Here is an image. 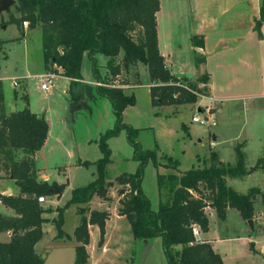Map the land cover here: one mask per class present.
<instances>
[{
	"label": "trees",
	"instance_id": "16d2710c",
	"mask_svg": "<svg viewBox=\"0 0 264 264\" xmlns=\"http://www.w3.org/2000/svg\"><path fill=\"white\" fill-rule=\"evenodd\" d=\"M263 4L264 0L256 27L264 16ZM12 7L10 22L21 26L22 21H27L28 29L39 25L43 68L52 71L59 68L63 76L71 79L70 86L81 79V58L87 53L94 79L101 83L93 86L94 105L108 100L115 117L114 125L97 138L101 156L94 162L95 178L74 188L68 202L75 204L82 216L73 238L75 264H88V226L96 224L102 234L109 216L107 210L96 209L85 216L88 208L83 205L93 196L109 200V189L115 183L123 187L118 214L127 218L135 240L147 243L160 238L168 264H224L210 242L196 238L193 228L196 226L200 232L208 230L206 207L214 209L220 221L226 219L228 208L237 210L242 218L252 217L254 196L260 193L259 189L252 187L246 194L239 193L227 184V177L241 178L253 173L264 167V157L246 167L241 144H237L234 164L220 162L213 150L203 166L181 170L178 161L170 156H163L170 164H162L157 146L143 148L137 140L139 129L122 121V111L134 103V94L111 82L124 71L125 64L141 63L148 70L153 106L193 104L202 94L196 83H206L208 74L202 73L196 82L178 77L171 73L158 49L159 0H15ZM192 39L195 46H202L196 36ZM97 54L106 57L105 68L110 78L101 77ZM202 62L203 57L198 54L196 64ZM73 96L79 97V94ZM20 98L25 105L7 111L0 80V173L12 179L18 188L17 194L0 192V202L14 211V215L0 213V232L10 233L6 241H0V264H41L43 259L35 245L43 236V223L47 219L42 214L48 209L42 207L38 197L59 194L62 184L38 178L33 155L44 144L48 123L43 115L31 111L25 93ZM122 128L126 129L127 140L133 147L137 169L109 179L106 170L111 150L107 139ZM149 162L156 169L157 210L151 208L141 188L143 171ZM160 166L168 170L160 172ZM261 200L264 207V196ZM64 237L70 236L62 230L60 221L56 222L55 238Z\"/></svg>",
	"mask_w": 264,
	"mask_h": 264
},
{
	"label": "rangeland",
	"instance_id": "374dc122",
	"mask_svg": "<svg viewBox=\"0 0 264 264\" xmlns=\"http://www.w3.org/2000/svg\"><path fill=\"white\" fill-rule=\"evenodd\" d=\"M10 11L13 13V7ZM22 33L20 26L9 21V12L0 13V80L5 109L22 108L25 102L20 96L25 93L28 107L45 117L48 131L45 143L35 151V167L40 180L62 184L59 194L45 196V200L40 202L43 208L48 209L42 214L47 221L43 223V236L35 247L41 255L54 246L73 245L75 228L82 216L79 208L68 202L74 188L84 186L95 178L94 162L101 156L97 138L114 125L115 117L108 100L94 105V85L90 83L94 76L86 52L83 53L80 63V92L71 90L68 93L65 78L57 77L56 74L49 89H41L44 80L39 75L48 71L42 64L41 29L38 25L26 31L24 36ZM96 59L101 77L110 78L103 62L105 56L97 54ZM145 67L144 64L137 63L129 67L130 72L126 79L122 80L117 76L114 82L111 81L115 85L131 86L124 88L127 93L132 92L135 87L134 103L124 108L122 121L139 129L137 140L143 148L157 146L162 164H170L163 156L176 159L181 170L207 164L212 151L211 137L220 128V124L209 126L191 120L193 115L201 118L207 116L209 120L216 118L211 114L214 106L208 107L202 96L207 95V86L202 82L196 83L202 94L193 104L155 107L151 103L147 87L150 81ZM183 69L185 73H193L192 66H184ZM181 77L196 82V77ZM16 78L19 85L14 87L11 83ZM139 85L142 86L137 87ZM74 93L79 94V97H74ZM250 124L247 125L248 131L245 130L244 133L250 135L252 146L245 152L244 160L251 166L259 157L264 156V116L255 118ZM126 134V129L122 128L107 139L111 150V161L106 170L109 179L121 172L133 173L137 169L133 147ZM230 135L229 130L224 132V137L215 144V152L218 151L225 161L234 162L235 151L231 146ZM262 168L249 176L227 177V184L242 194H246L254 186H259L257 188L260 193L254 196L252 217L242 218L237 210L229 208L225 221H220L214 209H205L209 217V228L203 236L212 239L213 247L219 252L224 264H264V207L261 203L264 196V167ZM158 170L165 172L168 169L160 166ZM6 187L16 189L11 180L0 178V189ZM122 188L115 183L109 189V200L93 196L89 203L83 205L88 208L84 212L85 216L92 209L109 212L102 234L96 224L88 226V264H168L160 238H153L147 243L135 240L127 218L118 214ZM141 188L149 199L151 208L157 210L159 193L156 169L151 162L144 168ZM0 213L12 215L14 212L0 202ZM59 221L69 238H55L56 222ZM235 232L237 236H234ZM220 236L234 237L223 241ZM5 240V233L0 232V241Z\"/></svg>",
	"mask_w": 264,
	"mask_h": 264
},
{
	"label": "crops",
	"instance_id": "0c3cea01",
	"mask_svg": "<svg viewBox=\"0 0 264 264\" xmlns=\"http://www.w3.org/2000/svg\"><path fill=\"white\" fill-rule=\"evenodd\" d=\"M261 4L262 0H159V9L156 12L158 49L171 73L178 77L196 78L204 72L208 74V81L202 82L207 86L208 93L202 96L208 107L214 106V112L211 113L216 116L213 119L215 121L213 126L220 124V128L212 134L210 148L215 151L217 140L224 137V132L229 130L233 151L237 144H241L245 158V152L252 146L250 135L244 133L245 130L248 131L247 125H251L250 122L255 118L264 116V16L256 27V21L260 18ZM4 27L6 28V25ZM20 27L22 36L26 31L32 30L22 25ZM193 36H196L197 40L200 39L201 47L193 44ZM198 54L203 57V62L196 64ZM103 62L105 65L106 57ZM132 66L134 65L124 66V71L118 77L122 80L126 79L130 72L129 67ZM184 66H192L193 73H185ZM52 72L57 77L65 78L68 93L71 90L80 92L79 85L82 79L70 86L71 79L63 76L59 68ZM116 79L117 76L113 82ZM90 83L94 86L101 84L95 79ZM149 86L150 83H147L148 91ZM122 87L131 86L122 85ZM15 109L17 108L6 110ZM216 152L220 162L235 163L236 155L234 162H227L218 151ZM33 158L35 160V153ZM246 166L250 165L246 163ZM0 178L14 183L2 173ZM254 187L259 188V186ZM0 192L17 194L18 188L16 186L13 190L11 187H6L0 189ZM228 211L229 208L227 213ZM3 233L7 240L10 233ZM204 234L205 232L199 231L196 238L210 242L213 247L212 239L203 236ZM235 235L238 234L235 232ZM234 236H220V239L231 240Z\"/></svg>",
	"mask_w": 264,
	"mask_h": 264
},
{
	"label": "water",
	"instance_id": "95a60500",
	"mask_svg": "<svg viewBox=\"0 0 264 264\" xmlns=\"http://www.w3.org/2000/svg\"><path fill=\"white\" fill-rule=\"evenodd\" d=\"M14 3L15 0H0V13L9 12ZM41 257L43 259L41 264H75L76 248L74 245L54 246L41 254Z\"/></svg>",
	"mask_w": 264,
	"mask_h": 264
},
{
	"label": "built area",
	"instance_id": "2783aa9c",
	"mask_svg": "<svg viewBox=\"0 0 264 264\" xmlns=\"http://www.w3.org/2000/svg\"><path fill=\"white\" fill-rule=\"evenodd\" d=\"M22 26L24 27H27L28 26V22L27 21H22ZM55 77V74L51 71H47V72H43L39 75V78H41L42 80H44V82L41 83V89L43 90H48L50 85H51V82H52V79ZM18 80L17 78L14 79L12 81V85L13 86H18ZM191 120L193 122H200V123H203V124H206V125H214L215 124V121L212 119V120H209V118L207 116L201 118L199 117L198 115H193ZM45 200V197L44 196H39L38 197V201L39 202H43ZM193 233L194 235L197 237L199 235V229L195 226L193 228Z\"/></svg>",
	"mask_w": 264,
	"mask_h": 264
}]
</instances>
